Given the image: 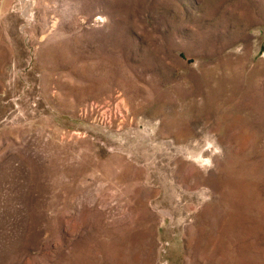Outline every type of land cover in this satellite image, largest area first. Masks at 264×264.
<instances>
[{
    "label": "rangeland",
    "instance_id": "374dc122",
    "mask_svg": "<svg viewBox=\"0 0 264 264\" xmlns=\"http://www.w3.org/2000/svg\"><path fill=\"white\" fill-rule=\"evenodd\" d=\"M0 264H264V0H0Z\"/></svg>",
    "mask_w": 264,
    "mask_h": 264
}]
</instances>
